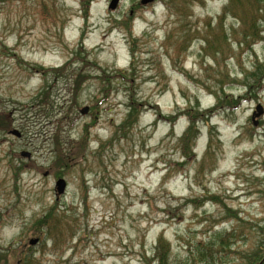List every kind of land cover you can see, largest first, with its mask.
<instances>
[{"label": "rangeland", "instance_id": "rangeland-1", "mask_svg": "<svg viewBox=\"0 0 264 264\" xmlns=\"http://www.w3.org/2000/svg\"><path fill=\"white\" fill-rule=\"evenodd\" d=\"M84 1L0 0V259L157 264L162 236L170 264H247L264 246V113L251 122L264 43L244 50L226 17L230 51H202L227 0L185 15L170 7L180 0H92L86 14ZM228 98L239 106L215 110ZM188 110L212 113L186 156ZM51 208L58 237L36 225ZM216 232L232 237L221 246Z\"/></svg>", "mask_w": 264, "mask_h": 264}, {"label": "trees", "instance_id": "trees-1", "mask_svg": "<svg viewBox=\"0 0 264 264\" xmlns=\"http://www.w3.org/2000/svg\"><path fill=\"white\" fill-rule=\"evenodd\" d=\"M92 0H85L83 2V10L86 14L87 10L90 7V3ZM201 0H180V6H175L172 1H170L171 9L177 14H184V8L189 3H199ZM169 7V4H168ZM185 15V14H184ZM226 17L232 18L239 26L238 32L232 30V35L237 39V45L242 46L244 50H249L251 46L257 42L264 43V0H227L226 6L223 8L221 15L218 18V24L216 27H211L210 23L207 22L205 25V31L201 39H203L204 48L203 52L208 56L214 58L215 62H217V57L223 53V51H230V44L225 34V30L223 29V21ZM199 33H196L198 35ZM178 51V49H177ZM177 53V52H176ZM261 66H257V69L260 70ZM264 76V73H261L257 78L256 73L251 74V77H254L255 81H259ZM122 80L123 77L118 76ZM261 82V81H260ZM251 86H249V90ZM232 98V97H231ZM231 98L222 100V102H218L217 107L215 108H226V109H235L239 106L240 100L238 102H233ZM247 99V98H246ZM130 112L124 121L125 124L134 123L137 115L141 110V106L136 105L133 101L129 104ZM214 111V110H211ZM210 111H206L204 114L195 113L192 110H188L185 112L188 115V119L190 121V127L186 130L185 135L182 136L181 144L183 149V154L189 155L190 144L194 142L197 135V123L199 121H206L211 116ZM176 116L173 118L163 117L159 115L158 120L170 121L174 122L176 120ZM18 171V168H15ZM56 210L53 208L49 209L45 215L39 218L36 221L37 227L43 229L46 228L50 233L49 236L58 237L59 233H57L56 228L60 225L59 217L56 218ZM57 219V220H56ZM262 234H264V229H260ZM55 234H54V233ZM225 234V235H224ZM217 238H220L219 242L221 246L225 244V241L230 237H232L231 233H221L216 232ZM54 241V238H53ZM262 246V245H261ZM259 247L257 252H253L247 258V264H264V246ZM170 248L164 243L163 237L159 236L157 239V243L155 249L153 251V258L157 264H170L169 259ZM6 256L0 259V264H6ZM30 261H34L30 256L26 257L23 262L24 264H30Z\"/></svg>", "mask_w": 264, "mask_h": 264}, {"label": "water", "instance_id": "water-1", "mask_svg": "<svg viewBox=\"0 0 264 264\" xmlns=\"http://www.w3.org/2000/svg\"><path fill=\"white\" fill-rule=\"evenodd\" d=\"M154 0H142L141 1V5H147L148 3L153 2ZM119 3V0H111L108 9L111 11H114L117 8V5ZM88 113V108H83L82 110H80V114L81 115H85ZM264 113L263 107L261 105H257L255 108V111L253 112L252 116H251V120L253 125L256 127L258 125V120ZM9 135H12L16 138H20L21 134L17 131V130H12L9 132ZM20 156L22 158H26L29 159L30 158V153L28 152H22L20 154ZM45 176H47V173H45ZM66 191V182L64 181V179H58L55 183V192H56V196L59 198L60 196L64 195ZM38 240L34 239L29 241V245L33 246L35 244H37Z\"/></svg>", "mask_w": 264, "mask_h": 264}, {"label": "flooded vegetation", "instance_id": "flooded-vegetation-1", "mask_svg": "<svg viewBox=\"0 0 264 264\" xmlns=\"http://www.w3.org/2000/svg\"><path fill=\"white\" fill-rule=\"evenodd\" d=\"M262 116H263V115H262ZM262 116H261V117H262ZM261 117H260V119H261Z\"/></svg>", "mask_w": 264, "mask_h": 264}]
</instances>
